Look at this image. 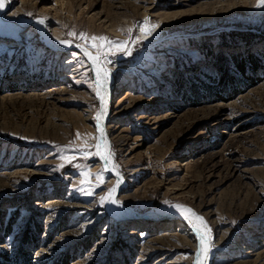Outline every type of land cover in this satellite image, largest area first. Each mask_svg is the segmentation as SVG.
I'll list each match as a JSON object with an SVG mask.
<instances>
[{
	"label": "rangeland",
	"instance_id": "374dc122",
	"mask_svg": "<svg viewBox=\"0 0 264 264\" xmlns=\"http://www.w3.org/2000/svg\"><path fill=\"white\" fill-rule=\"evenodd\" d=\"M5 2L3 17L28 26L0 31V263L264 264L257 0ZM146 21L158 25L153 42ZM81 33L131 53L113 47L101 61L119 216L96 152V71L79 52L96 50ZM172 205L203 217L206 258L198 222L171 216Z\"/></svg>",
	"mask_w": 264,
	"mask_h": 264
},
{
	"label": "bare ground",
	"instance_id": "6f19581e",
	"mask_svg": "<svg viewBox=\"0 0 264 264\" xmlns=\"http://www.w3.org/2000/svg\"><path fill=\"white\" fill-rule=\"evenodd\" d=\"M254 9H256L257 11H260V12H264V7H253ZM7 9V5H6V2L4 4V7L2 9H0V27H1V30L0 31H3V33H8L9 32H12V31H15L17 29H21V28H25L28 26V24L26 25L24 23V21H20V20H15V19H12V18H7V17H3L5 11ZM26 25V26H25ZM44 23L41 24L39 23V25L35 26L36 29H38V31H40L44 36L45 33H44ZM14 29V30H13ZM160 35V33L156 30H153L151 32L150 35H147L145 36L144 34H142V36H144V38H146V40L150 41L156 38H158ZM47 40V38H45ZM50 41V40H49ZM51 46L55 47L56 49H61V48H65L66 49V46L65 44H62V43H58L56 40L55 42L51 40V43H50ZM64 46V47H63ZM83 48L79 49V52L80 54H83L87 59H88V62L90 64V66H92V68L95 70V66L93 65L92 61L89 59L88 56H86L84 54V51L82 50ZM96 71V70H95ZM96 73V72H95ZM97 77V75H96ZM98 94L100 96V98L102 97L103 99H100L101 100V112L100 113V119H98V126L96 127V148H97V145H99V149L97 148L96 152L98 153V157L100 159V162L102 163L103 165V168L109 173L112 175V178L114 179V182L116 184L115 186V191H113V195H111V203H110V211L114 214V215H118L122 213L123 209H122V206L119 204L118 201H116V197L119 195V193L121 192L120 188H121V181H120V178H119V175L117 173V171H115L114 169V161H113V156L112 154H110V151H111V143L108 142V132H107V129L105 127L106 123H108V121L110 120V114H111V108L109 106V101L107 99V94H105L107 91H110V88L107 87L105 85V83L103 84V87L101 89V86L98 84ZM104 157H108V159H105ZM121 207V208H120ZM167 213V211H166ZM124 214V213H122ZM161 215H164L163 213H160ZM171 216H177L179 215L180 217L182 216L181 213L177 212L175 213L173 211L169 213ZM202 231L203 229H200L197 233H196V236L198 235V239H199V242H200V238H201V234H202ZM195 232V230H193V233ZM199 254H200V244H199ZM198 261L200 262V264H204L203 263V259L202 258H199L197 257V264H198Z\"/></svg>",
	"mask_w": 264,
	"mask_h": 264
},
{
	"label": "snow or ice",
	"instance_id": "6c2138e0",
	"mask_svg": "<svg viewBox=\"0 0 264 264\" xmlns=\"http://www.w3.org/2000/svg\"><path fill=\"white\" fill-rule=\"evenodd\" d=\"M5 0H0V9L4 7ZM256 7H264V0H257ZM31 15V13H29ZM39 23L43 24L44 20L40 19L38 21ZM150 25V26H149ZM158 27V25L151 24L150 21H146L145 25L141 26V31L145 36L150 35L151 32ZM74 35V34H73ZM80 39L84 40L85 42L91 41L90 47L96 50L95 55L88 50V48L82 49L84 51V54L89 57V59L92 61L93 65L95 66L96 75H97V83L101 86V89L103 87V84L107 82L109 78V72L105 69V67L102 65L101 61L102 58L106 57L107 53L111 51L113 47L119 48L121 50L127 51V54H131L130 51L126 47L125 42H115L112 40H109L107 37L100 36H92L88 37L85 34H80ZM99 43H96V42ZM62 43H70L67 41H62ZM99 91V90H98ZM101 99H103L101 97ZM97 119H100L98 116ZM99 145H97V148L99 149ZM105 159H108V157H104ZM110 191H115V189H112ZM178 212H180L182 215L185 216V219H188L190 223H193V226L196 227L198 222L199 228L203 229L201 238H200V254L206 258L207 253L210 251L211 244L210 240L208 239V233L210 232V229L207 228L205 221L203 220V217L196 215L192 209L187 208L182 205H172ZM198 264L200 262L198 261Z\"/></svg>",
	"mask_w": 264,
	"mask_h": 264
},
{
	"label": "trees",
	"instance_id": "16d2710c",
	"mask_svg": "<svg viewBox=\"0 0 264 264\" xmlns=\"http://www.w3.org/2000/svg\"><path fill=\"white\" fill-rule=\"evenodd\" d=\"M222 59V58H221ZM239 72H242V69L241 67H239L237 64H236V67H235ZM4 256V255H3ZM2 256V254H0V260L3 259L4 257ZM1 264V263H0Z\"/></svg>",
	"mask_w": 264,
	"mask_h": 264
}]
</instances>
